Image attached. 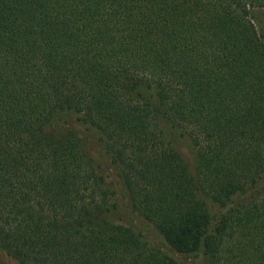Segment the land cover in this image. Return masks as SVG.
<instances>
[{"label": "trees", "instance_id": "16d2710c", "mask_svg": "<svg viewBox=\"0 0 264 264\" xmlns=\"http://www.w3.org/2000/svg\"><path fill=\"white\" fill-rule=\"evenodd\" d=\"M254 13L264 0H0V251L16 264H264ZM117 195L180 261L114 220Z\"/></svg>", "mask_w": 264, "mask_h": 264}, {"label": "rangeland", "instance_id": "374dc122", "mask_svg": "<svg viewBox=\"0 0 264 264\" xmlns=\"http://www.w3.org/2000/svg\"><path fill=\"white\" fill-rule=\"evenodd\" d=\"M252 20L257 33L260 34L264 39V15L261 13H254L252 16ZM178 148L181 154L184 156L186 162L190 165V167H192L191 153L183 145L179 146ZM91 155L94 158L95 163L98 165L99 171L106 176V183H108L111 187H115V177L111 172V168L105 155L95 147H93ZM116 197L118 207L115 210L114 220L131 226L134 230L142 235L144 240L159 246L161 249L169 252L174 259L180 261L177 255L163 244L162 239L154 230V228L148 222L139 217L136 213L131 211V209L127 206L125 201L120 196L117 195ZM0 262L2 264H16L15 261L6 257L1 251Z\"/></svg>", "mask_w": 264, "mask_h": 264}]
</instances>
